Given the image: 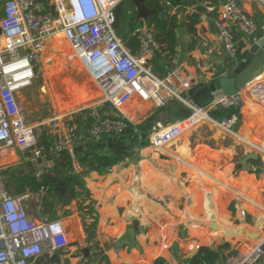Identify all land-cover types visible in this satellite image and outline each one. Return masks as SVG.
Segmentation results:
<instances>
[{
	"label": "crops",
	"instance_id": "0c3cea01",
	"mask_svg": "<svg viewBox=\"0 0 264 264\" xmlns=\"http://www.w3.org/2000/svg\"><path fill=\"white\" fill-rule=\"evenodd\" d=\"M235 1L255 19L260 40L264 31V0ZM175 7L170 14L180 13L182 24L196 10V7ZM149 10L151 14L147 18L157 14ZM219 20L214 22L203 16L195 32H190L187 26L181 27L177 33L179 46L176 58L171 62L163 59L156 61L160 72L167 71L169 74L178 70L184 77H191V94L210 81L221 78L234 62L227 54L218 31ZM252 40L238 35V44L243 45L240 57L244 58ZM64 55L69 54L63 50L61 57ZM154 58L149 62L153 71ZM57 75L52 72L48 78L54 82ZM255 79L244 82L224 97L210 102L208 109L211 114L221 112L218 107L224 100L240 95L242 104L230 109L236 117L232 126L243 138L264 144V106L248 89ZM66 83L69 85V81ZM32 93L31 87L18 95L27 123L39 127L41 138L46 134L51 139L50 123L58 119L59 134L67 137V123L79 111L67 114L50 112L43 116L37 115L38 119H31L24 103L33 96ZM85 95L88 100L87 91ZM191 114L187 106L177 101L161 106L135 96L120 115L137 126L149 128V147L142 149L135 135L126 136L125 140L131 139L132 156L110 170L86 171L79 165L77 158L73 159L74 173L81 176L84 190L90 194L92 207L96 211L99 249L108 257L110 264H153L160 258L165 259L167 264H187L199 253L200 248L217 249L227 244L230 247L224 251V260H221L222 264H226L228 256L245 253L264 238L263 157H259L261 166L257 167V173L248 167L242 169V160L247 154L253 153L250 147L208 120L200 122L161 150L153 147L152 138L155 135L186 120ZM74 126L76 128L75 123ZM85 131H79L80 138ZM82 142L80 145L87 143ZM251 165L254 164L249 162L248 166ZM63 166V155L54 150L44 157H37L31 151H24L15 145L7 148L0 157V172L6 182H12L19 176H41L54 167L55 173L63 177ZM78 192L82 190L78 189ZM20 197H24L23 205L33 225L60 219L69 235L70 246L59 253L60 261L51 262L48 256H43L38 264L89 262L92 252L90 250L89 257L85 258V249H89L77 199L66 196L67 203L58 201L53 207L45 208L40 207V195L27 192ZM93 220L94 217L88 221ZM215 224L219 230L213 228ZM228 230L238 234H231ZM241 231L258 232L260 238L253 240L248 236L241 237ZM259 264H264V259Z\"/></svg>",
	"mask_w": 264,
	"mask_h": 264
},
{
	"label": "built area",
	"instance_id": "2783aa9c",
	"mask_svg": "<svg viewBox=\"0 0 264 264\" xmlns=\"http://www.w3.org/2000/svg\"><path fill=\"white\" fill-rule=\"evenodd\" d=\"M125 0H50L48 7L42 0H0V157L7 148L17 145L37 157L46 156L39 147V127L27 123L19 93L29 89L40 72L36 65L48 44L62 35L96 84L103 105L111 106L117 115L107 117L100 107L79 110V114L92 119L84 136L69 129L67 137L60 136L58 119L51 124V143L55 152H67L76 160L75 148L82 141L98 143L110 136L122 137L130 129L138 133V126L120 115L129 101L138 96L145 102L154 101L161 106L180 102L191 111L186 120L169 126L152 138L155 149L161 150L173 143L200 122L210 121L222 131L247 144L253 153L264 158V144L240 136L233 128L235 116L215 119L208 104L197 107L191 94L193 80L180 71L166 77L154 73L150 60L161 51L148 26L134 31L139 50L132 53L115 28L116 11ZM164 11L171 13L176 7L173 0H162ZM210 10H212L210 8ZM217 28L225 50L234 61L237 55L238 35L258 40L259 26L235 0H229L220 9ZM252 96L264 106V75L248 86ZM240 95L224 100L219 110L237 108ZM83 139V140H82ZM257 173L256 165L248 166ZM42 201L45 197L40 192ZM24 197L10 194L5 176L0 172V264H38L43 256L52 258L66 251L70 239L60 219L33 225L23 205ZM264 259V238L245 253L228 256L226 264H259Z\"/></svg>",
	"mask_w": 264,
	"mask_h": 264
},
{
	"label": "trees",
	"instance_id": "16d2710c",
	"mask_svg": "<svg viewBox=\"0 0 264 264\" xmlns=\"http://www.w3.org/2000/svg\"><path fill=\"white\" fill-rule=\"evenodd\" d=\"M50 0H42L48 7ZM162 0H147V7L154 10L157 14L150 16L149 18L140 19L137 16L135 6L133 4H128L124 10L120 26L118 28V34L124 39L126 47L132 53H136L139 50V42L133 37L134 31L142 27H150L154 30V36L160 44L161 51L155 56L154 60V72L158 76H166L168 72H160L156 61L163 59L165 62H171L176 58L178 53L177 47L179 46V38L177 33L181 27L187 26L190 32H195L197 25L202 23L203 16L209 18L210 21L219 20V9L223 3L229 0H184L183 2L173 1L175 6H180L183 8H193L196 7L195 11L188 15L187 22L182 24V19L180 18V13L171 15L164 11L161 6ZM210 8L212 10H210ZM184 11V10H183ZM2 13V12H1ZM243 45H237V55H240ZM60 59V58H59ZM58 60L54 65V70L62 66V63L70 62V58H62ZM58 66V67H57ZM53 73H55L52 70ZM182 104V103H181ZM100 112L107 117L114 116L120 118L116 114L115 110L109 105H103L99 108ZM191 112V111H190ZM89 111H84V113L73 114V119L71 122L67 123L69 129L74 128L73 133L77 136L81 131H85L86 128L91 124L92 119H86L83 115L88 114ZM232 110L228 113L225 112H215L212 115L215 118L224 117L226 114L231 115ZM76 124V128L74 126ZM136 136V140L140 143V148L145 149L149 147V128L144 126H138V133L134 134L133 130L130 129L124 136L115 137L110 136L105 138L103 141L98 143H86L75 148V154L78 163L86 171L96 170H110L113 166L126 161L132 156V146H127L125 137L126 136ZM39 147L43 149L45 155L53 153V147L51 139L42 135ZM84 142V141H83ZM82 142V143H83ZM63 155L64 166L63 174L61 177L56 174L54 169H48L41 176L37 175H25L19 176L15 180L7 181L10 194L14 197H20L26 195L27 192L31 194L40 195V192L45 193V197L42 201V207L49 208L53 207L58 201H65V197L69 196L70 199L78 200V210L83 215V227L87 236L88 249L91 250L92 255L89 258L87 264H110L109 259L102 253L99 249L97 237V226L98 220L95 217L96 211L92 207V201L90 194L85 192L83 183L81 181V176L74 173L73 160L67 152H61ZM257 167L261 166V159L258 162H251ZM240 169V167H238ZM64 189L65 192L62 193L60 190ZM81 189L82 192H78ZM90 201L89 204H86ZM93 222H89V218H93ZM230 246L227 244H222L217 249H211L203 247L200 248L199 253L194 256L187 264H222L221 260H224L223 253L228 250ZM153 264H167L166 260L163 258L157 259Z\"/></svg>",
	"mask_w": 264,
	"mask_h": 264
},
{
	"label": "rangeland",
	"instance_id": "374dc122",
	"mask_svg": "<svg viewBox=\"0 0 264 264\" xmlns=\"http://www.w3.org/2000/svg\"><path fill=\"white\" fill-rule=\"evenodd\" d=\"M60 40L64 44V53L69 54L68 56L64 55L62 58L71 57L72 60L62 63V66L56 68L57 71L54 68L52 69L55 72L54 74H58L57 80L53 82L48 78L47 68L49 66L54 67L58 60H62L60 53L54 48L53 42L41 54L36 65L40 74L32 86L33 96L27 98L24 103L31 119H38L37 115L43 116L50 112L67 114L91 106L103 105V98L96 84L77 59L71 45L63 38ZM54 57L60 59L58 58L55 61ZM67 81H69V85L66 83ZM86 91L88 92V100L85 95ZM41 141L43 140L41 139Z\"/></svg>",
	"mask_w": 264,
	"mask_h": 264
},
{
	"label": "water",
	"instance_id": "95a60500",
	"mask_svg": "<svg viewBox=\"0 0 264 264\" xmlns=\"http://www.w3.org/2000/svg\"><path fill=\"white\" fill-rule=\"evenodd\" d=\"M147 0H125L117 8L115 28L118 30L126 6L130 3L136 7L138 18L146 19L151 11L146 6ZM175 2H182L184 0H173ZM260 40H252L250 42V47L247 50L244 58L239 61H234L231 65L228 66L224 75L217 79L210 81L204 87L196 90L193 93L192 100L197 107H205V105L210 102L224 97L226 93H229L231 90L237 86L243 84L244 82L252 81L256 77L262 75L264 72V31L262 33ZM242 102H240V105ZM127 146H130L131 139H126ZM259 155L257 153H249L246 155L245 159L242 160L240 166L242 169L248 167L249 162H258ZM62 193L65 192L64 189L60 190ZM69 198V196H67ZM215 230H219V227L215 224L213 226ZM231 234H238L234 230H228ZM240 236H248L253 240H258L260 234L258 232L251 233L249 231H241ZM90 255V250L85 249V258H88ZM51 262L60 261V254L56 253L55 256L50 258Z\"/></svg>",
	"mask_w": 264,
	"mask_h": 264
},
{
	"label": "bare ground",
	"instance_id": "6f19581e",
	"mask_svg": "<svg viewBox=\"0 0 264 264\" xmlns=\"http://www.w3.org/2000/svg\"><path fill=\"white\" fill-rule=\"evenodd\" d=\"M62 38V35L60 34V35H57L56 37H55V39H54V48L60 53L59 55L61 56V54H62V52H63V49H65L64 48V44L61 42V39ZM59 58V57H58ZM58 58L57 57H54V60L55 61H57L58 60ZM81 63V62H80ZM82 65V64H81ZM83 66V65H82ZM52 69H53V66L52 67H48L47 68V73H48V76H51L52 75ZM264 73H262V75H263ZM262 75H260V76H258V77H256V79H260L261 77H262ZM255 79V80H256ZM229 111H231L230 109H224L223 111H221V112H223V113H225V112H229ZM234 113H232L231 115H229V114H226L224 117H220V118H215V119H217V120H223V119H225V117L227 116V117H231L232 115H233Z\"/></svg>",
	"mask_w": 264,
	"mask_h": 264
}]
</instances>
